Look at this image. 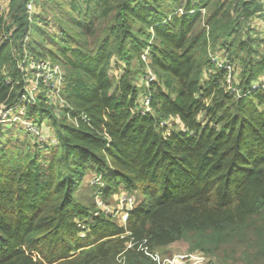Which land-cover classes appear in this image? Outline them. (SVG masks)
<instances>
[{
    "label": "trees",
    "instance_id": "obj_1",
    "mask_svg": "<svg viewBox=\"0 0 264 264\" xmlns=\"http://www.w3.org/2000/svg\"><path fill=\"white\" fill-rule=\"evenodd\" d=\"M30 2L0 15V106L20 102L25 57L61 67L66 106L26 105L51 147L0 127V264H158L177 242L210 264H264V93L250 91L264 0ZM222 50L243 97L210 63ZM90 174L106 200L140 195L123 226L93 215L94 187L75 199Z\"/></svg>",
    "mask_w": 264,
    "mask_h": 264
},
{
    "label": "built area",
    "instance_id": "obj_2",
    "mask_svg": "<svg viewBox=\"0 0 264 264\" xmlns=\"http://www.w3.org/2000/svg\"><path fill=\"white\" fill-rule=\"evenodd\" d=\"M29 14H33L34 6L31 2L27 5ZM31 18V17H30ZM261 32L264 39V7L259 21ZM211 65L216 69L224 72L223 87L227 93L236 97H243L244 93L236 88V71L235 65L229 60L228 53L225 50L209 54ZM145 61V57L142 56ZM25 67L24 74V91L20 98V102L12 107L5 108L0 106V127H4L6 123H17L19 128L26 133L32 140L33 144L39 148L51 147L56 144L55 138L51 131L34 121L26 120L24 117L26 105L34 104L39 95L43 94L47 103L56 107L63 108L66 103L61 98V89L63 83V73L59 65L49 60H36L32 57H25L22 60ZM23 70V67H20ZM144 84L149 85L154 82V77L150 71H146L143 78ZM250 91L264 93V75L251 84ZM149 104V97H145L142 106ZM90 187H94L93 205L94 216L102 215L106 218L115 219L116 224L123 226L128 214L137 206L136 196L120 190L109 200L113 199V204L102 197L99 176H93L90 179ZM83 236V234H81ZM158 264H210L201 252H193L185 255L174 256L170 259L159 260L157 255L154 256Z\"/></svg>",
    "mask_w": 264,
    "mask_h": 264
},
{
    "label": "rangeland",
    "instance_id": "obj_3",
    "mask_svg": "<svg viewBox=\"0 0 264 264\" xmlns=\"http://www.w3.org/2000/svg\"><path fill=\"white\" fill-rule=\"evenodd\" d=\"M8 1L9 0H0V15H3L5 16L7 14V4H8ZM34 1V0H33ZM44 1V0H43ZM264 3V2H263ZM35 11L37 10L38 12L39 11H43L42 10V7L38 6V7H35ZM51 13H47L48 15V18H49V21H50V30H52L53 32L56 33V28H55V20L53 19V17L50 15ZM42 17H45L43 14H42ZM261 25L259 23V21L257 22H254L253 23V31L252 33L250 34L251 36H256V38L260 37L261 35ZM261 37L263 38V34L261 35ZM259 40L258 39V43H259ZM261 41V40H260ZM257 42H255V45H259V53L260 55H264L262 53H264V43H260L258 44ZM139 105L141 106L142 104V100L139 99L138 101ZM202 118L200 117V120ZM175 122L177 124V129L180 130L182 128V125L180 123V121L178 119H175ZM2 129L4 130L5 133H7V136L6 137H9V138H18L20 140H23L26 136V133H24L20 128H19V125L17 123H6L4 124V127H2ZM93 175H91L90 177H88L87 175H85V177L83 178V181L82 183L78 186V189L75 193V199L79 202H85V203H88V202H91V193H90V190L88 188L89 184H90V179L92 178ZM136 199H137V206L140 204L141 202V197L139 194L136 195ZM108 201L110 203L113 204V199L109 200ZM111 219V218H110ZM113 222H117L118 219L117 217H115V219H111ZM167 253L170 255V257H160L159 255H157L158 259L161 261V260H166V259H170L174 256H178V255H185V254H188L189 252L187 251V245L183 242H177V243H174L172 244L171 246H169L167 248Z\"/></svg>",
    "mask_w": 264,
    "mask_h": 264
},
{
    "label": "crops",
    "instance_id": "obj_4",
    "mask_svg": "<svg viewBox=\"0 0 264 264\" xmlns=\"http://www.w3.org/2000/svg\"><path fill=\"white\" fill-rule=\"evenodd\" d=\"M92 174H90V175H87L88 177H90Z\"/></svg>",
    "mask_w": 264,
    "mask_h": 264
}]
</instances>
